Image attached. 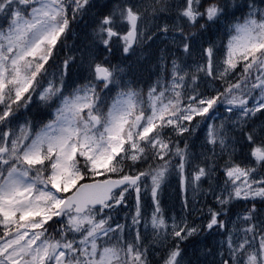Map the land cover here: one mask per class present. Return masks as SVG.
<instances>
[{
	"label": "snow or ice",
	"instance_id": "snow-or-ice-1",
	"mask_svg": "<svg viewBox=\"0 0 264 264\" xmlns=\"http://www.w3.org/2000/svg\"><path fill=\"white\" fill-rule=\"evenodd\" d=\"M0 264H264V0H0Z\"/></svg>",
	"mask_w": 264,
	"mask_h": 264
}]
</instances>
